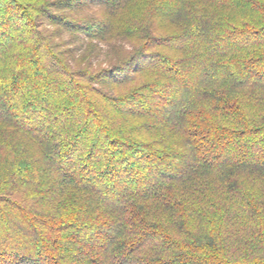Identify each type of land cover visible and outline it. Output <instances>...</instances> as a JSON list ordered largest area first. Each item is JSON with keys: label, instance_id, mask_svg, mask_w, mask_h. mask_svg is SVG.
Returning <instances> with one entry per match:
<instances>
[{"label": "trees", "instance_id": "trees-1", "mask_svg": "<svg viewBox=\"0 0 264 264\" xmlns=\"http://www.w3.org/2000/svg\"><path fill=\"white\" fill-rule=\"evenodd\" d=\"M0 264H264V0H0Z\"/></svg>", "mask_w": 264, "mask_h": 264}]
</instances>
